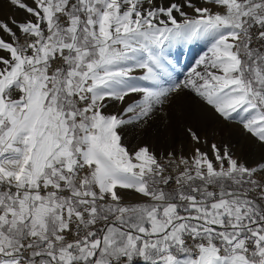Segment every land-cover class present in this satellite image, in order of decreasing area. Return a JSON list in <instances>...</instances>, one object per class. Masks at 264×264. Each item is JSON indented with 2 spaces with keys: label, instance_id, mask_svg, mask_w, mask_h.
<instances>
[{
  "label": "snow or ice",
  "instance_id": "obj_1",
  "mask_svg": "<svg viewBox=\"0 0 264 264\" xmlns=\"http://www.w3.org/2000/svg\"><path fill=\"white\" fill-rule=\"evenodd\" d=\"M0 264H264V0H0Z\"/></svg>",
  "mask_w": 264,
  "mask_h": 264
},
{
  "label": "rangeland",
  "instance_id": "obj_2",
  "mask_svg": "<svg viewBox=\"0 0 264 264\" xmlns=\"http://www.w3.org/2000/svg\"><path fill=\"white\" fill-rule=\"evenodd\" d=\"M202 51V48L201 49H198L192 56H191V60L194 61L197 56L200 54V52ZM181 63L182 64H188L189 63V59L186 58V57H183L181 58ZM188 70V68H185L184 71L186 72ZM182 78V77H181Z\"/></svg>",
  "mask_w": 264,
  "mask_h": 264
}]
</instances>
